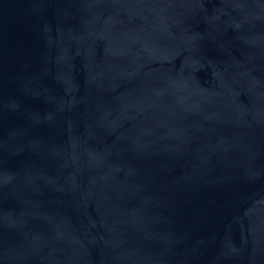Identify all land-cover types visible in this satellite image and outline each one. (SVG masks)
Wrapping results in <instances>:
<instances>
[{
  "label": "water",
  "instance_id": "water-1",
  "mask_svg": "<svg viewBox=\"0 0 264 264\" xmlns=\"http://www.w3.org/2000/svg\"><path fill=\"white\" fill-rule=\"evenodd\" d=\"M0 264H264V0H0Z\"/></svg>",
  "mask_w": 264,
  "mask_h": 264
}]
</instances>
